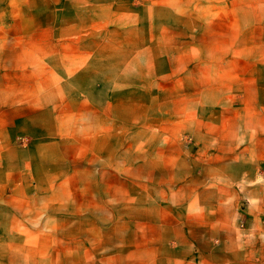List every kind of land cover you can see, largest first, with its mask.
Wrapping results in <instances>:
<instances>
[{
	"label": "rangeland",
	"instance_id": "rangeland-1",
	"mask_svg": "<svg viewBox=\"0 0 264 264\" xmlns=\"http://www.w3.org/2000/svg\"><path fill=\"white\" fill-rule=\"evenodd\" d=\"M263 216L264 0H0V264H214Z\"/></svg>",
	"mask_w": 264,
	"mask_h": 264
},
{
	"label": "crops",
	"instance_id": "crops-1",
	"mask_svg": "<svg viewBox=\"0 0 264 264\" xmlns=\"http://www.w3.org/2000/svg\"><path fill=\"white\" fill-rule=\"evenodd\" d=\"M263 226L259 227L257 219H249L247 228L241 230L246 247H242V239L237 238V230H226L220 244L222 248L216 253L214 264H254L257 260L264 264V216ZM223 245V247H222Z\"/></svg>",
	"mask_w": 264,
	"mask_h": 264
},
{
	"label": "built area",
	"instance_id": "built-area-1",
	"mask_svg": "<svg viewBox=\"0 0 264 264\" xmlns=\"http://www.w3.org/2000/svg\"><path fill=\"white\" fill-rule=\"evenodd\" d=\"M243 225H244V222L241 223V226H243Z\"/></svg>",
	"mask_w": 264,
	"mask_h": 264
}]
</instances>
